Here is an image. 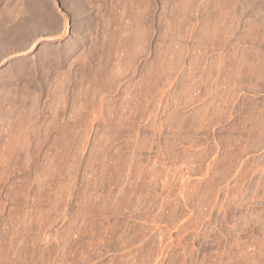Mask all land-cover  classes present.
<instances>
[{
  "label": "rangeland",
  "instance_id": "obj_1",
  "mask_svg": "<svg viewBox=\"0 0 264 264\" xmlns=\"http://www.w3.org/2000/svg\"><path fill=\"white\" fill-rule=\"evenodd\" d=\"M0 264H264V0H0Z\"/></svg>",
  "mask_w": 264,
  "mask_h": 264
},
{
  "label": "bare ground",
  "instance_id": "obj_2",
  "mask_svg": "<svg viewBox=\"0 0 264 264\" xmlns=\"http://www.w3.org/2000/svg\"><path fill=\"white\" fill-rule=\"evenodd\" d=\"M5 13V12H4ZM2 17V16H1ZM11 17V16H10ZM4 21V20H3ZM7 21V20H6ZM9 22V21H8ZM7 32V31H6ZM4 33V32H3Z\"/></svg>",
  "mask_w": 264,
  "mask_h": 264
}]
</instances>
